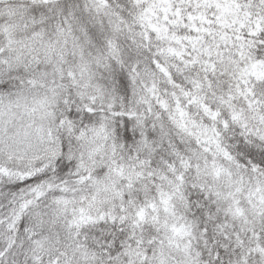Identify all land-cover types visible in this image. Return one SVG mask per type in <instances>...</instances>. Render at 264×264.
I'll return each mask as SVG.
<instances>
[{
	"label": "snow or ice",
	"instance_id": "1",
	"mask_svg": "<svg viewBox=\"0 0 264 264\" xmlns=\"http://www.w3.org/2000/svg\"><path fill=\"white\" fill-rule=\"evenodd\" d=\"M0 264H264V0H0Z\"/></svg>",
	"mask_w": 264,
	"mask_h": 264
}]
</instances>
